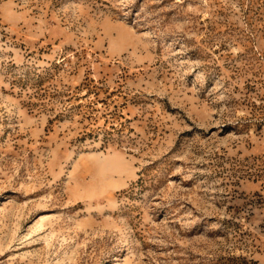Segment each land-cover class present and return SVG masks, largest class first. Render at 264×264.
<instances>
[{"label":"rangeland","instance_id":"1","mask_svg":"<svg viewBox=\"0 0 264 264\" xmlns=\"http://www.w3.org/2000/svg\"><path fill=\"white\" fill-rule=\"evenodd\" d=\"M0 264H264V0H0Z\"/></svg>","mask_w":264,"mask_h":264}]
</instances>
